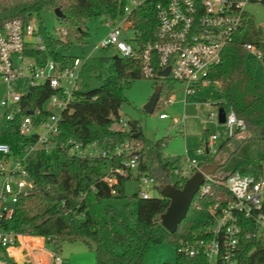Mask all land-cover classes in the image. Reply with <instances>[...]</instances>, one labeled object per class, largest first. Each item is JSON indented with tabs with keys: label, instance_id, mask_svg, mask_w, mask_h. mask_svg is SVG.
Masks as SVG:
<instances>
[{
	"label": "trees",
	"instance_id": "16d2710c",
	"mask_svg": "<svg viewBox=\"0 0 264 264\" xmlns=\"http://www.w3.org/2000/svg\"><path fill=\"white\" fill-rule=\"evenodd\" d=\"M131 1L134 0H0V26L9 19L17 18L26 23L36 19L46 50L33 51V55L39 63L50 59L65 68L78 58L63 55L61 47L73 41L82 43L91 21L103 19L107 24H114L124 16ZM56 8L64 15L60 22L66 42L49 35L44 28L43 13ZM156 15L153 5L131 12L129 18L141 45L157 40ZM247 26L250 33L245 32ZM244 33L243 41L225 49L221 62L212 68L208 79L218 85L216 105L231 109L244 120L246 130L229 136L215 154L201 163L202 167L214 165L217 168L211 175L212 194L195 196L176 233L171 235L161 224L160 217L170 206L168 198L125 194V182L133 171L125 163L135 157L139 181L142 177L153 179L160 193L169 184L181 189L186 180L172 181V175L181 168L180 158L174 162L165 159V141L147 139L137 120L122 122L120 109L126 102V90L146 77L139 59L120 56L91 57L83 62L81 88L63 111L58 133L50 143L65 152L38 151L36 157L23 161L33 188L18 198L14 214L0 221V229L18 235L51 238L58 252L64 243L82 242L95 252L97 264H143L149 250L166 240L176 246L174 264H208L202 254L189 256L181 252L180 242H193L206 235L214 220L209 208L217 203L218 197H229L225 184L231 174L263 176L264 79L257 80L246 62L248 59L260 62L264 68V55L262 61L249 56L243 43L255 44L264 54V41L257 39L252 18H248ZM154 80L162 87L158 103L169 100L176 82L171 78ZM52 94L48 84L31 88L19 104L21 112L13 119L5 117L0 121V143L10 146L12 157L22 161L37 144L38 134L23 136L20 125L26 117H30L36 127L47 121L51 115L47 104ZM117 124L122 127H116ZM204 134L203 145L207 141V130ZM71 140L84 147L97 143L102 149L110 150L129 142L134 149L112 158H72L66 154V144ZM122 168L128 171L123 177L115 172ZM107 177L114 181L109 183L105 180ZM241 247L237 264H264V238L244 239ZM0 251L9 264H18L8 259L5 249Z\"/></svg>",
	"mask_w": 264,
	"mask_h": 264
},
{
	"label": "built area",
	"instance_id": "2783aa9c",
	"mask_svg": "<svg viewBox=\"0 0 264 264\" xmlns=\"http://www.w3.org/2000/svg\"><path fill=\"white\" fill-rule=\"evenodd\" d=\"M134 9L153 5L158 21L157 40L147 45H141L137 39V30L127 12L114 24H107L109 32L100 42L102 49L113 48L117 56L139 59L143 68V75L148 79L171 78L183 86L185 99L195 97L210 83L208 76L212 68L221 62L223 52L236 43L243 41L244 27L249 17L246 7L249 4L264 3V0H134ZM131 31L133 37L126 38ZM64 34V32H63ZM248 55L262 61L263 51L253 43H243ZM46 46L40 27L36 19L27 23L21 19H9L0 26V83L9 85L20 80L29 79L30 89L48 84L53 96L47 104V111L51 112L49 119L34 126L30 117L24 118L20 125L23 136L38 134V142L31 147L30 152L21 161L12 157L11 148L0 143V175L4 178L0 188V221L11 218L15 206L21 195L27 194L33 188L23 161L39 152L52 153L64 150L52 146L53 139L59 130L62 113L74 101L76 93L81 88L80 70L83 65L79 59L72 66L61 67L53 60L39 63L33 51L44 52ZM170 68L168 77H161V71ZM211 84V83H210ZM25 96V95H24ZM21 94L7 92L1 100L4 110L3 118L13 119L21 112L19 104L24 97ZM172 100H165L170 102ZM164 102V101H163ZM162 102V103H163ZM226 110V122L231 135L237 131L246 130L243 119L238 118L229 108ZM7 112H9L7 114ZM160 119H167V115L160 114ZM214 119V113L210 114ZM217 136L211 135L203 150L204 161L209 155ZM40 147V148H39ZM66 154L72 158H112L121 156L125 151L134 149L133 143H126L115 150L102 149L97 143L84 147L81 143L71 140L66 144ZM208 150V151H207ZM13 160V161H12ZM189 171L180 169L175 175L180 180H187L202 168L198 160H190ZM137 159L125 163L127 168H137ZM119 175L126 176V169H117ZM205 183L196 195L212 194L211 176H206ZM109 183L113 178L107 177ZM143 184H156L153 179L142 177ZM229 197H218L214 205L209 208L213 223L206 231V235L193 242L182 240L180 251L189 256L202 254L208 264H237L241 243L244 239L264 238V176L256 178L253 175L231 174L226 181ZM143 198L150 197L141 191ZM8 203L12 207H7ZM32 237L26 239L0 229V249H5L8 259L18 264H63L60 253L55 248V241L51 238ZM19 250L22 262L15 260L12 250ZM0 264H9L0 252Z\"/></svg>",
	"mask_w": 264,
	"mask_h": 264
},
{
	"label": "rangeland",
	"instance_id": "374dc122",
	"mask_svg": "<svg viewBox=\"0 0 264 264\" xmlns=\"http://www.w3.org/2000/svg\"><path fill=\"white\" fill-rule=\"evenodd\" d=\"M127 12L134 9L133 2L127 4ZM246 12L253 19L255 30L258 34L257 39L264 41V3L249 4L246 7ZM42 19L46 32L54 38L66 42L63 34V29L60 20L56 17L53 10H47L43 13ZM109 26L103 19L94 20L88 23L87 33L82 43L73 41L69 45L61 47L60 51L65 56L78 58L84 62L88 58L102 56H116L115 49H102L99 44L109 32ZM250 33L248 28L245 31ZM133 34L131 31L126 33V38L131 39ZM246 66L253 71L257 80L264 79V68L260 62H252L247 60ZM159 85V84H158ZM157 82L153 79L143 78L134 82L126 90V102L120 109L122 122L137 120L141 124L144 136L152 141L163 140L166 145L164 147V157L167 161L174 162L180 158V166L183 171H189L190 160H198L204 162V155H199L198 152L203 150V135L207 130V140L211 135L217 136V140L211 148V151H216L218 147L231 135L226 124H221L218 121L219 107L216 105V97L218 95V85L208 84L195 97L187 101L185 99L183 86L175 83V89L171 96L170 102L162 101L158 103L152 114L144 111V106L148 103L153 95ZM95 86V85H94ZM97 86V85H96ZM27 95L30 91V80L20 79L10 83H0V103L6 96L7 92ZM225 108V107H224ZM166 114L167 119L161 120L160 114ZM214 113V119L210 120V114ZM4 110L0 105V121ZM118 128L122 124H117ZM40 148V147H39ZM39 151V150H38ZM33 154V157L37 153ZM13 161V160H12ZM217 161H219L217 159ZM218 170V174L221 173ZM264 176V165H263ZM3 177L0 175V188L3 183ZM26 182H29L28 177H23ZM172 181L177 179V175H172ZM125 194L132 196L141 191H145L150 197H159L161 193L156 185L151 183L146 186L143 181H139L138 171H132V177L125 182ZM12 207L11 203L6 205ZM28 237V236H26ZM59 253L63 260V264H97L96 254L89 248H86L82 242L64 243L61 245ZM1 252V251H0ZM177 249L171 240H166L158 246L152 247L143 264H174L176 261ZM22 262V260H17Z\"/></svg>",
	"mask_w": 264,
	"mask_h": 264
},
{
	"label": "water",
	"instance_id": "95a60500",
	"mask_svg": "<svg viewBox=\"0 0 264 264\" xmlns=\"http://www.w3.org/2000/svg\"><path fill=\"white\" fill-rule=\"evenodd\" d=\"M56 17L61 20L64 18L59 8L54 10ZM170 68L159 73L161 77H168ZM162 87L157 86L153 95L149 99L148 103L144 106V111L152 114L158 101L161 97ZM218 121L221 124L226 122V110L225 108H219ZM264 138V137H263ZM208 151V150H207ZM214 165H204L200 170L196 171L191 177L185 181L183 188H177L176 186L169 184L163 187L161 196L170 200V206L167 211L161 215L162 226L172 235L176 233L180 224L186 219L190 206L195 198L199 188L205 183L206 176H211L216 171Z\"/></svg>",
	"mask_w": 264,
	"mask_h": 264
},
{
	"label": "crops",
	"instance_id": "0c3cea01",
	"mask_svg": "<svg viewBox=\"0 0 264 264\" xmlns=\"http://www.w3.org/2000/svg\"><path fill=\"white\" fill-rule=\"evenodd\" d=\"M117 56V55H116ZM166 120V119H165ZM38 154V153H37ZM34 157H36V155L34 156ZM33 158V155L31 156V159ZM181 167V166H180ZM182 168V167H181ZM180 168V169H181ZM30 238H32V237H26V239H30ZM12 252L14 253V256H15V260H20L21 259V255H20V252H19V250H12Z\"/></svg>",
	"mask_w": 264,
	"mask_h": 264
}]
</instances>
